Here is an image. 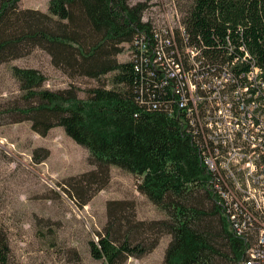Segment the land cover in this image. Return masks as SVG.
Wrapping results in <instances>:
<instances>
[{
	"label": "trees",
	"instance_id": "obj_1",
	"mask_svg": "<svg viewBox=\"0 0 264 264\" xmlns=\"http://www.w3.org/2000/svg\"><path fill=\"white\" fill-rule=\"evenodd\" d=\"M21 1L0 0V64L38 48L69 77L103 84L82 99L73 88L46 89L47 78L35 68L13 66L24 100L0 116L28 121L41 136L62 128L98 169L88 181L101 186L109 179L108 168L117 167L134 175L138 192L168 215L167 220L138 221L134 203L111 202L108 225L97 242H89L92 257L122 264L150 253L168 235L166 264H245L255 234L239 237L231 231L221 202L208 188L210 176L194 136L184 119L167 110L170 92L159 89L160 77H151L135 61V39L147 35L154 41L156 25L145 19L148 3L50 0L48 13H42L20 11ZM179 11L190 43L211 61L229 60L231 42L236 56L244 49L250 62L264 69V0H190ZM177 39L181 49L182 38ZM127 45L131 60L119 62ZM10 260L9 242L0 237V264Z\"/></svg>",
	"mask_w": 264,
	"mask_h": 264
},
{
	"label": "rangeland",
	"instance_id": "obj_2",
	"mask_svg": "<svg viewBox=\"0 0 264 264\" xmlns=\"http://www.w3.org/2000/svg\"><path fill=\"white\" fill-rule=\"evenodd\" d=\"M49 1L22 0L19 9L48 13ZM130 2H147L145 19L153 21L158 29L177 26L181 19L179 6L186 9L190 5V0ZM29 51L23 58L0 64V115L24 100L11 73L13 66L35 68L47 78L46 89L73 88L82 99L88 90L103 84L85 77L71 78L53 65L45 51ZM118 60H131L128 45ZM96 172L89 152L62 128L41 136L28 121L16 123L13 117L0 116V237L9 242L10 264H102L92 257L89 242H97V235L104 232L109 223L108 207L114 201L134 203L138 221L168 219L166 212L138 192L139 181L134 175L110 167L109 179L100 186L87 178ZM205 203L209 209L211 205ZM170 239L162 236L150 253L122 264H166ZM146 242L151 241L147 238Z\"/></svg>",
	"mask_w": 264,
	"mask_h": 264
},
{
	"label": "built area",
	"instance_id": "obj_3",
	"mask_svg": "<svg viewBox=\"0 0 264 264\" xmlns=\"http://www.w3.org/2000/svg\"><path fill=\"white\" fill-rule=\"evenodd\" d=\"M135 40L139 69L160 77L159 89L171 96L169 114L184 119L194 136L210 176L208 188L231 231L255 234L245 264H264V69L244 49L236 56L231 42L229 60L211 61L190 43L181 19L174 27L156 26L154 41L147 35Z\"/></svg>",
	"mask_w": 264,
	"mask_h": 264
}]
</instances>
